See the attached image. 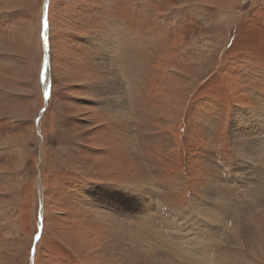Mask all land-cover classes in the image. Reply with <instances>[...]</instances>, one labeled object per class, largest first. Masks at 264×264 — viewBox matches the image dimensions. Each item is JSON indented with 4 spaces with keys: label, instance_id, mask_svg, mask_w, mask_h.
Listing matches in <instances>:
<instances>
[{
    "label": "rangeland",
    "instance_id": "374dc122",
    "mask_svg": "<svg viewBox=\"0 0 264 264\" xmlns=\"http://www.w3.org/2000/svg\"><path fill=\"white\" fill-rule=\"evenodd\" d=\"M128 186L123 230L86 193ZM202 203L249 216L264 264V0H0V264H120L113 230L193 264L184 212Z\"/></svg>",
    "mask_w": 264,
    "mask_h": 264
},
{
    "label": "bare ground",
    "instance_id": "6f19581e",
    "mask_svg": "<svg viewBox=\"0 0 264 264\" xmlns=\"http://www.w3.org/2000/svg\"><path fill=\"white\" fill-rule=\"evenodd\" d=\"M45 78H46V73L43 75V81H44ZM114 104H116V103H114ZM118 114H121V112L118 113ZM238 115L241 116L240 113H237L235 115V117H233V118L236 119V116H238ZM257 120H259L258 117L256 118L254 124H256V123L258 124L259 121L257 122ZM236 121L239 122L237 119H236ZM235 128H237V127H235ZM233 129H234V127H233ZM234 131H236V130H234ZM240 134H241V132H240ZM237 137L238 136H236V139H235V143L236 144H237V141H238ZM127 191H132L131 190V186H128L125 189L123 188V189H121V191L120 190L119 191L115 190L114 193L112 194V196H110L109 193H108V189H104V191L102 193V196H104V205H103V202H100L99 200H93L94 199L93 193L92 194L90 193L91 195L86 193V198H87V200L89 202L94 204L98 208V210H101L102 213L105 214V216L108 215L110 217H113L114 219H117V222L120 223V225H121V227L123 229V225L121 223H123L124 217H122V214H119V213H122L121 211H125L126 212L129 209L126 206L125 207H120V205H122V201H121L120 196H117V193H120V194H122V193L131 194V192H127ZM131 195L133 196V194H131ZM211 196H213V195H211ZM136 198H138L139 202H141L142 205L145 204L144 205V207L146 208L145 210L143 208L140 209L139 207H137L134 204L132 199H136ZM136 198H131L130 200L126 201V204L129 207H131L136 214H141L144 211L146 213L147 211H149V204L150 203H148L147 200H143V199H141V198H139L137 196H136ZM210 198L208 197L207 200L211 201ZM199 202L200 201H198V203ZM115 204L117 206H119V207L114 206ZM212 207L208 206L207 204H203V203L199 207H196V208H194L193 206L189 205V211L187 210V211L184 212L185 218H186V222L191 223V225H188L189 228H187L185 230L188 233H193L192 235L189 234L190 237H191L190 238V242H192V245H195L197 247V248L195 247V250H194L196 254L195 253H193V255L191 254L192 257H193V261H191V262L193 264H202V262H198L197 259L199 258V256H202V257H200V261H203V254L207 253V251L205 249L209 248V254H208V257H207V263H210V264H246V263L242 262V259H243L245 262H247L249 264V260H248V256L247 255H248V253L252 254V248L251 247L255 246V240H254V235H253L254 234V225L250 224V220L248 219L249 216L248 217L247 216H243V215H238L237 216L235 214L237 216L236 220L234 221V223L229 224V223H227V220L224 221V218L222 217L223 214H220L219 210L217 212V209L212 208ZM193 209H195L196 213L200 212V216H202V215L206 216L210 221L216 219L217 222H221V224L225 226L224 229L226 228V231H227V233H225L226 231L224 232L226 234V237H225L226 239L225 240L229 241L230 244H233L234 246H236L238 248L239 252L231 255L230 252H227V251H229V248L231 249L230 246H227V244H225L226 246L224 245V247L218 248V246H217L218 240L215 237H212L209 234H206L203 230L201 231V229L193 228L194 226H196V222L198 220V219L197 220L195 219L196 216H195V212H194ZM120 215H121V217H120ZM150 222H152V221H150ZM204 222L206 223V221H204ZM154 223H155V221H154ZM156 223L159 224V221H156ZM183 223H184L185 226H187L185 224V221L182 222V225H183ZM173 225L176 227L177 223H173ZM177 229H178V226H177ZM199 230L201 231V235L197 237L196 235H197L198 232H200ZM119 232H116L114 230L110 231L109 239L107 240V243L102 245L103 247H102L101 251H102L103 255L105 254L110 259H114V260H116V262H119L120 264H122L124 262H127L128 259H132V260L134 259V260L138 261L136 263H130V264H153L152 260L154 259V254H148L143 249H139V250L135 251L136 253H132L131 254V252L128 250L127 246L123 245L121 247L120 246L121 242L118 241ZM173 234H175V233L173 232ZM185 235H186V233H185ZM258 244H259V242H258ZM231 250H233V249H231ZM149 251L151 253H154L151 250H149ZM175 255L178 257V259H177L178 261H180V262L182 261L181 264L184 263L183 259L186 260V258L191 257L190 255H187L184 258H182L183 256L179 255L178 253H175ZM195 255L196 256L198 255V256L196 257ZM172 256H174V254ZM168 262H169V264H175V262L173 260H171V259H168ZM177 263L179 264V262H177ZM157 264H159V262ZM187 264H189V263L187 262Z\"/></svg>",
    "mask_w": 264,
    "mask_h": 264
},
{
    "label": "water",
    "instance_id": "95a60500",
    "mask_svg": "<svg viewBox=\"0 0 264 264\" xmlns=\"http://www.w3.org/2000/svg\"><path fill=\"white\" fill-rule=\"evenodd\" d=\"M44 17H45V14H44ZM46 30H47V26L44 23L43 33H42V41H43V47H44L45 54L47 53V34H46ZM46 70H47V58H46V55H45L44 62H43V75L46 73Z\"/></svg>",
    "mask_w": 264,
    "mask_h": 264
},
{
    "label": "crops",
    "instance_id": "0c3cea01",
    "mask_svg": "<svg viewBox=\"0 0 264 264\" xmlns=\"http://www.w3.org/2000/svg\"><path fill=\"white\" fill-rule=\"evenodd\" d=\"M205 250L207 251V253H204V254H203V261H202V262H203L204 264H208V263H207V257H208V253H209V248H207V249H205Z\"/></svg>",
    "mask_w": 264,
    "mask_h": 264
},
{
    "label": "snow or ice",
    "instance_id": "6c2138e0",
    "mask_svg": "<svg viewBox=\"0 0 264 264\" xmlns=\"http://www.w3.org/2000/svg\"><path fill=\"white\" fill-rule=\"evenodd\" d=\"M45 24L47 25V22H45ZM45 95L47 96V92L45 93Z\"/></svg>",
    "mask_w": 264,
    "mask_h": 264
}]
</instances>
